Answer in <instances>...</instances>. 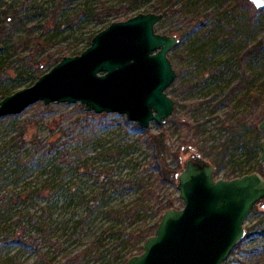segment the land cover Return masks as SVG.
Wrapping results in <instances>:
<instances>
[{"label":"rangeland","instance_id":"obj_1","mask_svg":"<svg viewBox=\"0 0 264 264\" xmlns=\"http://www.w3.org/2000/svg\"><path fill=\"white\" fill-rule=\"evenodd\" d=\"M242 1L0 0V99L138 12L161 13L155 31L179 39L168 52L176 76L165 90L175 105L163 123L145 128L124 113L86 111L79 101H37L0 116V264H57L75 255L80 264H127L142 252L165 203L183 206L176 176L160 178L154 135L164 136L175 173L186 146L218 162L215 178L264 176L257 128L264 7L253 12ZM224 143L230 147L221 159ZM245 227L222 264H264V206L252 208Z\"/></svg>","mask_w":264,"mask_h":264},{"label":"water","instance_id":"obj_2","mask_svg":"<svg viewBox=\"0 0 264 264\" xmlns=\"http://www.w3.org/2000/svg\"><path fill=\"white\" fill-rule=\"evenodd\" d=\"M250 2L256 8L264 7ZM159 12H138L110 22L96 32L79 54L64 55L30 86L0 99V116L17 114L43 101H79L86 111L124 113L142 127L163 123L175 105L166 92L176 71L168 52L175 35L155 31ZM264 131V117L257 125ZM175 174L181 208L169 207L142 252L127 264H222L245 236V220L256 205L264 206V176L257 171L231 179L215 178V166L199 153H188ZM264 165V138L260 144Z\"/></svg>","mask_w":264,"mask_h":264},{"label":"trees","instance_id":"obj_3","mask_svg":"<svg viewBox=\"0 0 264 264\" xmlns=\"http://www.w3.org/2000/svg\"><path fill=\"white\" fill-rule=\"evenodd\" d=\"M242 3H247L249 4L251 7H252V10L253 12H256L257 11V8L248 0H244L242 1ZM253 14V13H252ZM9 18V17H8ZM11 18V17H10ZM93 36V35H92ZM91 36V38H92ZM33 41L35 42V44L39 45L43 43V40H40V37H36L33 39ZM26 42V40H25ZM261 42L262 40H260L258 43H256L255 45H253V48L257 51H260V47L262 46L261 45ZM59 58H57L56 60H58ZM5 96V95H4ZM3 96V97H4ZM2 97V98H3ZM1 98V99H2ZM256 100V98H255ZM264 117V116H263ZM258 121L260 122L261 121V118L258 119ZM256 133L258 134V136H260V133L259 131L257 130L256 128ZM163 135H154L153 136V142L155 144V150H156V157L158 159V161L160 162V165H161V171L162 173L160 174V178H168L170 179L172 182H175V170L173 168L170 167V163L168 162V154H169V149L168 147H166V145L164 144L163 142ZM254 140V139H253ZM222 153L219 155V157H221V159L224 158V154H226V151H227V147H230L229 144L227 143H224L222 145ZM216 164H215V172H218V169L220 166H218V162L215 160ZM258 166L261 167L260 165V162H258ZM241 175L244 174V172L240 173ZM172 205V200H169L165 203V207L166 208H169L171 207ZM161 217V216H160ZM160 219V218H159ZM157 224L158 222L154 223L151 227V230L149 231L148 235L152 234L154 232V230L156 229L157 227ZM247 232L250 234L252 232V229H247ZM264 233V231H262ZM146 236V235H144ZM239 244V243H238ZM240 245V244H239ZM236 247H238V245H236ZM235 247V248H236ZM141 252V251H140ZM140 252H137L136 254L140 253ZM57 264H80V261H79V256L78 255H75L74 257H71V258H67L65 261L61 262V263H57Z\"/></svg>","mask_w":264,"mask_h":264},{"label":"snow or ice","instance_id":"obj_4","mask_svg":"<svg viewBox=\"0 0 264 264\" xmlns=\"http://www.w3.org/2000/svg\"><path fill=\"white\" fill-rule=\"evenodd\" d=\"M254 2H257L258 6H260V5H259V0H254Z\"/></svg>","mask_w":264,"mask_h":264}]
</instances>
